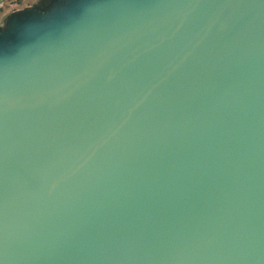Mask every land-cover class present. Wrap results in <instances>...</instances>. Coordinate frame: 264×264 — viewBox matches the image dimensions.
Instances as JSON below:
<instances>
[{
	"label": "water",
	"instance_id": "1",
	"mask_svg": "<svg viewBox=\"0 0 264 264\" xmlns=\"http://www.w3.org/2000/svg\"><path fill=\"white\" fill-rule=\"evenodd\" d=\"M0 260L264 264V0L9 13Z\"/></svg>",
	"mask_w": 264,
	"mask_h": 264
},
{
	"label": "crops",
	"instance_id": "2",
	"mask_svg": "<svg viewBox=\"0 0 264 264\" xmlns=\"http://www.w3.org/2000/svg\"><path fill=\"white\" fill-rule=\"evenodd\" d=\"M3 1L7 8L0 13V23L11 12L34 5L39 0H0Z\"/></svg>",
	"mask_w": 264,
	"mask_h": 264
},
{
	"label": "built area",
	"instance_id": "3",
	"mask_svg": "<svg viewBox=\"0 0 264 264\" xmlns=\"http://www.w3.org/2000/svg\"><path fill=\"white\" fill-rule=\"evenodd\" d=\"M7 8L6 4L3 1H0V13Z\"/></svg>",
	"mask_w": 264,
	"mask_h": 264
},
{
	"label": "snow or ice",
	"instance_id": "4",
	"mask_svg": "<svg viewBox=\"0 0 264 264\" xmlns=\"http://www.w3.org/2000/svg\"><path fill=\"white\" fill-rule=\"evenodd\" d=\"M0 264H3V261L2 260H0Z\"/></svg>",
	"mask_w": 264,
	"mask_h": 264
}]
</instances>
